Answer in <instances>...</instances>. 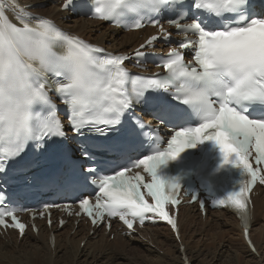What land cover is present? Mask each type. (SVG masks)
<instances>
[{
    "label": "snow or ice",
    "instance_id": "6c2138e0",
    "mask_svg": "<svg viewBox=\"0 0 264 264\" xmlns=\"http://www.w3.org/2000/svg\"><path fill=\"white\" fill-rule=\"evenodd\" d=\"M75 6H92L96 18L118 24L131 20L125 26L136 29L147 20L161 33L166 30L160 18L168 12V23L178 33L197 39L181 41L161 59L157 66L163 74L144 77L127 70V55L104 53L65 35L48 19L20 16L18 27L0 10V180L9 176L10 162L13 175H25L48 152L49 141L67 138L46 91L54 87L70 110L72 131L83 135L87 129L93 135L80 144V159L65 155L62 167L41 186L56 185L78 197L93 225L107 215L119 217L132 230L135 220L144 225L151 213L177 231V221L165 206L180 203L182 184L163 177L161 168L186 149L211 142L219 150L221 166L241 170L238 188L214 203L238 210L247 238L249 193L257 183L264 185V0H65L63 5L65 10ZM31 20L37 22L30 26ZM157 39L150 37L140 48ZM58 46L65 49L62 54L55 50ZM190 47L194 62L186 63L179 49ZM134 55L144 54L137 50ZM49 75L56 77L51 85ZM40 105L47 106L46 114L36 111ZM138 106L174 130L166 147L158 137L148 139L145 129L151 126L136 115ZM145 147L150 154L137 158ZM253 151L256 168L250 163ZM140 167L151 182L139 172L128 175ZM93 185L98 189L94 205L83 197ZM141 188L154 203L147 202ZM186 191L198 198V193ZM6 202L0 188V225L19 229L23 236L26 225Z\"/></svg>",
    "mask_w": 264,
    "mask_h": 264
},
{
    "label": "bare ground",
    "instance_id": "6f19581e",
    "mask_svg": "<svg viewBox=\"0 0 264 264\" xmlns=\"http://www.w3.org/2000/svg\"><path fill=\"white\" fill-rule=\"evenodd\" d=\"M20 1L113 52L132 51L142 41L141 32L121 33L82 17L63 20L64 13L55 4L58 0ZM253 208L247 238L233 215L220 211L201 217L193 206L178 213L177 231L154 227L127 238L116 234L117 241L102 229L88 234L82 223L74 229L71 223L58 228L41 221L37 235L27 231L18 239L11 230L0 232V264H264V191L253 199Z\"/></svg>",
    "mask_w": 264,
    "mask_h": 264
},
{
    "label": "rangeland",
    "instance_id": "374dc122",
    "mask_svg": "<svg viewBox=\"0 0 264 264\" xmlns=\"http://www.w3.org/2000/svg\"><path fill=\"white\" fill-rule=\"evenodd\" d=\"M112 240V239H111ZM113 240L117 241L116 238H113Z\"/></svg>",
    "mask_w": 264,
    "mask_h": 264
}]
</instances>
